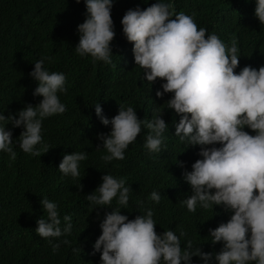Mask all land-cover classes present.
Here are the masks:
<instances>
[{
	"label": "trees",
	"instance_id": "1",
	"mask_svg": "<svg viewBox=\"0 0 264 264\" xmlns=\"http://www.w3.org/2000/svg\"><path fill=\"white\" fill-rule=\"evenodd\" d=\"M155 2L114 0L111 18L115 36L110 42L111 64H105L75 52L79 41L77 27L86 18L84 0L79 4L75 0H0V114L7 118L42 100L33 96L37 82L29 75L42 58H51L44 61V68L50 73L65 75L67 89L66 93H57L67 110L42 121V141L35 146L41 151L39 157L19 148L22 127L13 128L11 123L0 121L6 131L12 132L16 152V159L10 160L9 154L0 151V264H101L100 253L93 254V245L102 234L99 225L105 214L120 211L133 220L146 215L148 209L153 211L158 235L172 230L179 237L184 231L187 235L180 237L182 250L191 240L193 250L200 248L203 253L213 254L207 264H216L214 255L223 248V242L213 244L209 229L227 223L232 213L223 206L202 209L199 204L193 213L181 204L192 194L182 173L190 172L191 165L201 158L197 155L199 146L191 147L174 135L180 116L167 108L172 93L156 97L164 81L150 83L144 79V70L134 63L133 45L122 32L121 19L127 10H144ZM171 2L175 13L182 11L193 16L207 34L218 35L228 46L236 40L237 74L245 66H264V25L254 15L255 0ZM97 104L101 116L109 121L121 106H131L138 119L146 121L162 113L167 127L162 133L160 151L152 153L144 147L149 130L141 124V132L124 150L125 158L105 163L101 156L107 153L98 136L110 133L111 124H101L95 114ZM243 130L255 135L247 127ZM45 146L49 149L46 153ZM73 152L87 156L79 162L80 176L76 178L58 170L63 155ZM106 174L125 178V186L130 187L127 205L117 203L118 195L104 206L86 199ZM153 191L160 195L158 203L150 198ZM45 198L57 204L61 230L67 223L63 217H72L70 234L42 238L36 233V221L47 220L40 203ZM64 240L69 243H62ZM56 243L60 247L54 253L52 245ZM189 264L205 261L193 256Z\"/></svg>",
	"mask_w": 264,
	"mask_h": 264
},
{
	"label": "clouds",
	"instance_id": "2",
	"mask_svg": "<svg viewBox=\"0 0 264 264\" xmlns=\"http://www.w3.org/2000/svg\"><path fill=\"white\" fill-rule=\"evenodd\" d=\"M75 2L79 4L81 0ZM113 2L84 0L86 18L77 27L79 41L75 47L79 56L111 64L110 42L115 36ZM255 5L254 15L264 25V0H255ZM121 25L124 37L133 45L135 65L144 70V79L150 83L157 79L164 81L156 97L172 93L167 108L180 116L174 135L191 147L199 146L197 155L201 158L191 165L190 172L182 173L192 194L181 204L193 213L198 204L202 209L223 206L232 213L227 223L209 229L213 244L223 242V248L214 255L216 264H264V66L259 69L245 66L237 74L236 40H231L228 46L218 35L207 34V29L198 27L193 16L182 11L175 13L171 0L167 3L156 0L144 10L129 9ZM45 59L51 58L37 61L29 73L37 82L33 96L42 100L7 118L0 114V121L23 128L18 137L19 148L34 157L41 156L35 146L42 141V121L67 110L57 95L67 92L66 77L45 69ZM95 114L101 124H111L110 133L98 136L107 153L101 156L105 163L125 158L124 150L141 132V124L149 130L144 147L152 153L160 151L162 133L167 127L162 113L146 121L138 119L131 106L126 109L121 106L109 121L101 116L97 104ZM245 127L255 135L244 131ZM12 143V132L0 125V151L15 160ZM48 150L45 146L44 152ZM85 159L83 152L65 154L58 170L72 178L79 177V162ZM101 179L102 183L86 199L93 205L104 206L118 195L117 203L127 205L130 187L125 186V178L106 174ZM150 198L160 201L155 191ZM40 203L47 220L36 221V233L42 238L70 234L72 217H63L67 223L61 230L57 204L46 198ZM99 226L102 234L93 245V254L100 253L101 264H189L193 256L207 264L213 259L212 253H203L200 248L193 250L191 240H187L182 250L180 237L187 235L184 231L179 237L172 230L158 235L151 209L133 220L120 211H111ZM59 247L60 243L53 244V252Z\"/></svg>",
	"mask_w": 264,
	"mask_h": 264
}]
</instances>
